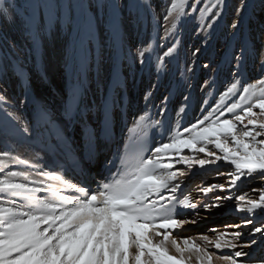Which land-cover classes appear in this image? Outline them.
I'll use <instances>...</instances> for the list:
<instances>
[{
  "label": "snow or ice",
  "instance_id": "snow-or-ice-1",
  "mask_svg": "<svg viewBox=\"0 0 264 264\" xmlns=\"http://www.w3.org/2000/svg\"><path fill=\"white\" fill-rule=\"evenodd\" d=\"M97 2L103 6L102 0ZM188 4L189 0H169L164 21L187 15ZM224 4L225 0L215 3L208 0L200 11L203 15L215 8L212 15L219 18L220 6ZM112 6L120 5L112 0ZM32 7V13L23 23L34 47L39 46L43 36L52 33L56 23L71 26L78 39H87L90 46L98 20L85 15L74 21L69 14L71 5L65 0H36ZM191 7L196 11L195 4ZM41 8L46 10V15L41 16ZM257 12L261 24L259 38L264 41V0H257L255 5L250 0H239L235 19L230 22L233 36L237 33L243 36L246 17L251 28ZM17 22L14 12L6 18L0 17V23L7 26ZM112 27L114 41L131 54L127 35L119 32L115 22ZM205 27L211 28L212 24ZM175 28L173 23L172 30L165 31L174 37ZM175 50L170 45L157 59L164 63V58L171 57ZM247 50L246 45H241V55L233 53L236 62L233 80L219 96L216 109L182 130L169 129L172 134L166 142L161 140L149 148L141 146L132 157H122L117 151L115 159L102 161L110 178L98 182L94 191L69 180L54 161L52 167H41L11 150L0 151V264H193V261L195 264H264V257L257 259L252 251H244L257 245L258 234L259 241L264 242V188L252 189L259 193L256 197L247 192L232 194L233 189L240 193V183L248 178L264 180V76L255 83L244 80ZM137 51L145 56L149 47L142 46ZM260 63L264 69V54ZM237 96L238 99H233ZM6 100L0 95V101ZM228 100L232 103L228 104ZM21 102L26 107L32 104L26 114L6 107L0 109V139L15 137L31 141L54 125H61L65 156L71 157L76 147L72 131L78 129L83 135L91 127L90 161L97 160L102 144L114 140L115 101L111 104L106 101L98 109L99 122L94 125L86 123L91 106L85 108L75 91L72 102L66 101L59 113L50 110L46 102ZM151 119L150 115L140 116L136 123L139 126L141 121L147 123ZM154 124L160 127V121ZM210 144L218 151L209 149ZM185 149L192 155L185 154ZM201 153L203 157L199 156ZM116 159L120 160L119 166ZM220 161L223 164H218ZM178 164L184 165V169L177 168ZM9 165L24 167L11 170ZM196 165L205 172L214 171L218 177H226V181L198 185L194 191L202 196L194 198L184 178ZM207 165L217 167L209 169ZM41 192L48 195L41 198L37 195ZM210 193L214 195L209 196ZM224 201H234V211L245 214L247 232L211 228L215 235L200 234L198 238L175 232L198 223L201 211L208 213L224 207ZM178 209L190 211L178 212ZM255 218H260L261 223L257 224ZM225 227L240 229L241 225ZM245 236L251 239L242 241L241 237Z\"/></svg>",
  "mask_w": 264,
  "mask_h": 264
},
{
  "label": "bare ground",
  "instance_id": "bare-ground-1",
  "mask_svg": "<svg viewBox=\"0 0 264 264\" xmlns=\"http://www.w3.org/2000/svg\"><path fill=\"white\" fill-rule=\"evenodd\" d=\"M65 2L71 5L69 14L74 21L85 15L99 21L90 38V46L87 39H78L71 26L56 23L52 33L43 36L39 46L34 47L23 22L32 13L36 0H0V17L6 18L13 12L18 17L17 24L13 26L0 23V95L7 98L6 101H0V109L6 107L26 114L32 104L26 107L21 101L31 100L37 104L46 102L50 110L59 113L65 105V97L74 85H78L84 94L83 106H91L87 121L93 125L98 122V109L112 98L116 102V110L124 103L128 106L129 124L124 136L134 130L155 127L154 122H161L165 113L170 116L168 130L172 129L174 132L177 128L182 130L191 126L216 109L219 96L233 80L232 73L236 68L233 53L241 55V45H246L248 49L244 53V80L255 83L264 76L260 63V56L264 54V41L259 38V13L252 18L251 28L246 17L243 36L239 33L233 36L234 30L230 27V22L235 19L234 10L239 0H225V4L220 6L222 14L219 18L212 15L215 8L202 15L200 9L208 0H189L185 7L187 15L181 18L173 16L167 22L163 18L169 9V0H116L120 6L115 8L112 0H102L103 6H98L97 0ZM256 2L257 0H250L253 5ZM192 4H195L196 11L192 10ZM39 12L41 16L46 15L43 8ZM113 22L122 35H127L131 54H128L127 49L122 50L114 41ZM173 23L176 24L174 37L165 31H171ZM209 23L212 27H205ZM81 39L84 40L83 44L80 43ZM170 45H174L176 50L161 63L157 57L163 56ZM142 46L149 47L145 56H140L137 51ZM196 49L200 51L197 53ZM206 64L209 67H204ZM21 81L27 83V92ZM78 81L80 82L77 83ZM168 96L172 98L169 112L165 109V98ZM233 99H238V96ZM227 103L231 104L232 100ZM148 115L152 119L147 123L141 121L138 126L136 122L139 117ZM171 134L167 131L163 140L166 142ZM208 147L218 151L211 144ZM3 150H11L22 159L38 162L41 167H50L46 155L32 148L28 142L15 137L0 139V151ZM184 151L185 154L192 155L188 149ZM199 156L203 157V153ZM218 164H223V161ZM183 166L178 164L176 167L183 169ZM23 167L9 165L11 170ZM199 170L196 165L189 173ZM214 174H201L203 176L199 180L195 179L197 186L226 181V177ZM253 188H264V180L248 178L240 183V193L233 189L232 194L235 196L247 192L256 197L259 193L252 191ZM37 195L43 198L48 193L41 192ZM223 203L224 207L212 209L207 213L208 216L201 211L204 220L211 219L214 226L220 228L198 226L179 234L193 238H198L200 234L215 235L210 231L211 228L247 232V227H244L245 214L230 211L234 210V201ZM213 216L219 219H212ZM255 219L257 224L261 223L260 218ZM228 224H240L241 228L231 231V228L225 227ZM256 238L257 245L252 249L245 248L244 251H252L254 258L258 259L264 257V242L259 241V234ZM250 239L247 236L241 237L244 242Z\"/></svg>",
  "mask_w": 264,
  "mask_h": 264
},
{
  "label": "rangeland",
  "instance_id": "rangeland-1",
  "mask_svg": "<svg viewBox=\"0 0 264 264\" xmlns=\"http://www.w3.org/2000/svg\"><path fill=\"white\" fill-rule=\"evenodd\" d=\"M208 167H211L210 165H207ZM215 172L213 171V172H211V173H209V174H214ZM215 175V174H214ZM212 195H214V194H210L209 196H212ZM231 212L232 211H234V210H230ZM234 213V212H233ZM236 214V213H235ZM212 219H216V220H218L219 219V217H218V219H217V217H215L214 218V216H213V218ZM203 220H204V218H203ZM205 221H207V223H203V222H201V223H203L201 226H207V227H216V228H220V226H214L215 225V223H213L214 221L213 220H205ZM196 227H198V225L196 226ZM196 227H193V229L194 228H196ZM219 231H222V230H219ZM231 231H232V228H231Z\"/></svg>",
  "mask_w": 264,
  "mask_h": 264
}]
</instances>
